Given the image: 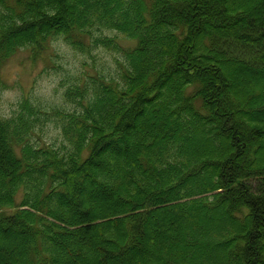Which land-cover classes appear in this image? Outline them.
<instances>
[{"label":"trees","instance_id":"16d2710c","mask_svg":"<svg viewBox=\"0 0 264 264\" xmlns=\"http://www.w3.org/2000/svg\"><path fill=\"white\" fill-rule=\"evenodd\" d=\"M60 36L125 69L70 90L65 152L0 112V264H264V0H0V87Z\"/></svg>","mask_w":264,"mask_h":264},{"label":"rangeland","instance_id":"374dc122","mask_svg":"<svg viewBox=\"0 0 264 264\" xmlns=\"http://www.w3.org/2000/svg\"><path fill=\"white\" fill-rule=\"evenodd\" d=\"M103 33L124 46L133 44L117 30L104 29ZM86 45L84 51L76 50L60 36L51 41L42 55L34 58L30 48L22 46L3 65L0 112L4 118L18 119L22 114L30 118L27 137L32 144L67 151L63 148L67 144L62 128L64 113L81 109L75 103L79 95L70 94V90L85 78L91 80V75L121 79L126 65L122 51L90 46L87 39ZM27 106L35 114H30ZM22 196L20 190L18 201Z\"/></svg>","mask_w":264,"mask_h":264}]
</instances>
